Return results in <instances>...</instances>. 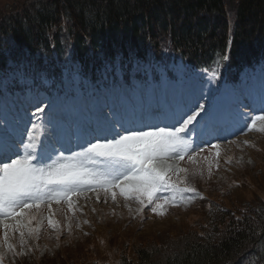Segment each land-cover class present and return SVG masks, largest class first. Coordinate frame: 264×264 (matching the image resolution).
Returning <instances> with one entry per match:
<instances>
[{
  "label": "snow or ice",
  "instance_id": "snow-or-ice-1",
  "mask_svg": "<svg viewBox=\"0 0 264 264\" xmlns=\"http://www.w3.org/2000/svg\"><path fill=\"white\" fill-rule=\"evenodd\" d=\"M128 61L139 71L134 54ZM111 66L119 70L123 62L117 65L114 60ZM25 68L10 63L0 72V88L7 92L10 84L31 86L33 78ZM218 75L213 72L208 84ZM26 99L34 111L24 112L14 124H9L6 111L0 115V264L30 258L33 248L39 247L32 242L40 239L45 227L51 230L49 238L59 241L65 231L72 234L73 226L80 229L88 224L80 215H86L84 208L92 200L122 201L128 214L141 222L150 218L146 211L163 218L171 209L187 210L206 199L194 183L204 179L201 161L207 162L208 179L214 167H220L221 146L212 141L235 132L264 133V101L258 109L252 106L255 115L241 110L242 101L235 108L226 105L222 109L211 87L173 99L151 115L110 111L106 117L71 125L57 101L34 95L31 87ZM205 151L209 155H203ZM225 163L231 164L232 158ZM232 216L236 223L228 222L230 231L261 235L255 229L264 225L254 217H247L249 223L242 228L245 218ZM255 246L261 255L252 264H260L264 241Z\"/></svg>",
  "mask_w": 264,
  "mask_h": 264
},
{
  "label": "trees",
  "instance_id": "trees-1",
  "mask_svg": "<svg viewBox=\"0 0 264 264\" xmlns=\"http://www.w3.org/2000/svg\"><path fill=\"white\" fill-rule=\"evenodd\" d=\"M69 50L93 81L97 66L134 54L164 62L178 58L235 82L241 71L264 62V0H41L0 11V71L9 61L29 62L33 72L56 83L61 72L55 64L64 69ZM232 213L245 218L242 228L247 217L264 225V199L241 207L214 202L204 236L189 238L164 261L139 248L136 263L122 257L120 264H252L261 255L255 245L264 241V227L255 229L258 237L230 231Z\"/></svg>",
  "mask_w": 264,
  "mask_h": 264
},
{
  "label": "rangeland",
  "instance_id": "rangeland-1",
  "mask_svg": "<svg viewBox=\"0 0 264 264\" xmlns=\"http://www.w3.org/2000/svg\"><path fill=\"white\" fill-rule=\"evenodd\" d=\"M37 1L41 0H0V11L18 10L25 4H34ZM230 17L229 14V19ZM178 63H176L178 66H174V71L171 72L173 75L170 77L163 69H157L160 73L158 78H152L148 70V78L135 80L136 91L143 94L141 104L137 105L138 109L141 108L140 113L145 112L146 115H150L155 110L167 106L164 100L168 99V92L174 82L182 89L184 97L187 91L188 96L193 92L199 94L202 90L206 91L208 87H211L208 79L212 75H201V72L190 70ZM142 69L145 68L139 67V71ZM111 75L116 77L111 78L108 86H101L103 103L102 100L100 103L94 97L96 93L91 94L94 87L90 82L84 80L83 87L79 85V71L76 69L66 71L62 80L64 91L59 95V98L66 97V100L60 101L59 105L66 112L70 125L77 122L76 118L79 119L80 115L83 121H94L97 117H106L110 111L117 115H125L123 106L126 102H132L131 106H135L137 97L136 91L131 90L133 85L121 88L123 83L119 74H115L114 71ZM220 84L222 88L214 95L217 101L220 99L222 102L220 103L222 109L224 105L235 108L242 101L241 110L247 109L255 115L257 113L253 111L252 106L255 105L258 109L264 101V63L256 70H248L244 73L242 81L236 85L231 82L223 83V81ZM211 89L214 90L213 86ZM149 92L152 98L150 107ZM81 96L90 97L83 107L80 106ZM92 97L96 99L94 100L96 104ZM5 111L9 124H14L20 115L34 111V108L24 102L18 91L8 93L0 88V115ZM20 126L23 127V124ZM225 139L222 145L220 143V167H214L213 175L211 179H208L207 162L201 161L200 167L204 170V179L197 178L194 181L206 199L197 200L187 210L171 209L163 218L146 211L145 216L150 218H146L143 222L138 217L132 218L122 201L114 204L110 200L107 203L103 201L97 203L92 200L84 208L86 215H80L81 221L87 219L88 224H82L80 229L73 226L72 234L69 236L65 231L59 241L49 238L51 230L45 227L40 239L32 242L39 247L33 248L30 258H17V264H120L122 257L136 263L139 248L144 250L150 248L152 257H158L164 261L171 251L180 250L187 243L186 241L190 240L189 238L192 239L193 236L197 238L196 234L200 235L202 232L209 231L207 226L211 209L209 204L212 207L214 202H221L228 207H241L247 202L255 203L260 198L264 199V133L235 132L234 135L226 136ZM245 140L249 141L248 145L242 143ZM203 155H209V153L205 151ZM229 157L232 158L231 164L225 163ZM81 204H84L83 200ZM92 207H95V212L91 211ZM112 210H115V215L112 214ZM57 218L63 219L59 215ZM13 242L17 241L14 239Z\"/></svg>",
  "mask_w": 264,
  "mask_h": 264
}]
</instances>
